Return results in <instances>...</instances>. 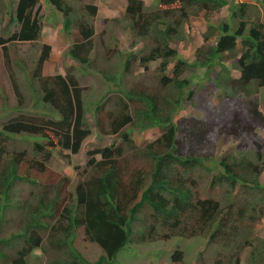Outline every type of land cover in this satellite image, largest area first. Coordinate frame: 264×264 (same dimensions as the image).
<instances>
[{
  "label": "trees",
  "instance_id": "obj_1",
  "mask_svg": "<svg viewBox=\"0 0 264 264\" xmlns=\"http://www.w3.org/2000/svg\"><path fill=\"white\" fill-rule=\"evenodd\" d=\"M46 1L62 13L66 33L77 34L68 54L82 65L90 64L98 6L84 3L78 8L73 3L80 0ZM14 5L9 12L17 30L8 38L0 36V46L8 63L9 42H37L43 30L38 16L40 0H17ZM226 5L234 7L228 0H158V7L150 9L145 0H127L125 17L131 29L138 38L150 39L153 44L139 58L130 52L124 62V72H129L130 57H133L138 58L144 68L149 63L159 62L157 77L152 85L154 88L149 89L138 83L128 89L122 81V95L115 108L108 111L107 103L101 100L92 112L86 107L85 89L74 73L43 74L52 52L51 44L43 43L32 75L36 83L30 84L39 94L41 105L52 115L41 121L27 115L14 117L0 129V217L8 207L16 183L30 180L38 186L39 179L33 177L31 171L43 172L44 163L56 148L70 150L72 154L80 152L85 139L92 133L88 113L94 116L101 135L109 133L116 140L111 145L89 151L85 175L91 173L77 183L68 197H62L64 192L60 187L54 196H50L48 186L38 189L41 192L35 203L30 200L24 203L26 215L22 229L12 237L0 238L1 263L28 264V256L48 244L54 251L46 264H106L128 243L156 238V232H161L157 227L160 225L169 230L161 235L168 239L176 235L200 238L206 234L209 244L218 242L234 248L241 243L242 247L250 248L248 264H264V237L253 236L251 229L241 227L247 221L254 224L256 218L262 216L256 212L257 205L264 206V184L260 182L264 153L262 143L258 141V130L264 129V111L258 98L264 88V22L257 17L248 25L247 6L242 2L239 9L232 10V15L241 17L239 24L236 25L234 20L211 24L204 33L205 43L196 50L193 61L172 46L186 39L185 26L190 20L206 17ZM225 55L237 59L234 66L240 76L236 80L223 74V70L228 72L230 69L224 64ZM172 63V74H169ZM217 65H222V75L211 83L217 89L224 84L236 93L234 96L242 97L245 109L235 105L213 123L196 116L175 120L186 102L195 105V88ZM201 69L205 72L198 75L197 71ZM14 86L21 103L23 93L15 79ZM102 111H107L106 122L99 117ZM152 128H159L161 135L139 148L132 137L133 130ZM215 134H247L256 149L254 152H229L220 157L222 170L217 171L211 181V187L228 186L220 199L201 196L197 177L203 169L211 172L216 168L207 164L215 160ZM17 135L33 138L34 151L43 159L26 151L9 152L8 139ZM128 150L145 158L147 168L126 164L122 158ZM23 166H26L25 170ZM239 186L258 191L249 201L240 203L232 198ZM137 222L143 225L138 234L135 232ZM228 223L237 224L230 227L236 231L230 232ZM81 239L95 244L97 250L102 249L96 259L92 258L95 253H84V248L79 246ZM3 246L17 247L12 260ZM241 253H237V264ZM183 259L181 249L176 248L172 262L181 264Z\"/></svg>",
  "mask_w": 264,
  "mask_h": 264
},
{
  "label": "rangeland",
  "instance_id": "obj_2",
  "mask_svg": "<svg viewBox=\"0 0 264 264\" xmlns=\"http://www.w3.org/2000/svg\"><path fill=\"white\" fill-rule=\"evenodd\" d=\"M228 1L234 7L226 5L221 10L213 12L206 17H194L190 20L185 26L186 39L173 43L172 46L177 48L186 59L193 61L196 56V50L205 43L204 33L208 31L211 24L220 25L229 20H234L236 25L239 24L241 17L232 15V10L235 12L239 9L242 2L246 3L247 6L245 18L248 21V25L257 17H260L261 21L264 22V0ZM46 2V0H40L41 7L38 16L43 30L39 41L9 42L7 44L10 54L9 63L4 55V50L0 46V129L4 123L14 117L27 115L39 118V121H41L52 115L47 107L41 105L39 94L30 84L32 82L36 83L32 75L36 69L43 43H48L52 46L51 56L45 64L43 74L74 73L80 85L85 89L86 107L91 112L94 111V107L99 100L107 103V111L115 108L117 99L122 95V92H120V83L122 81L128 89L135 86L136 83L144 88H154L152 85L156 82V69L159 62L149 63L148 67L144 68L137 60L150 50L153 43L150 39L138 38L131 29L130 23L125 17L127 0H80L74 3L71 2L78 8H81L84 3L98 6V14L94 22L95 35L93 41L95 45L91 53L92 61L87 65L80 64L68 54V49L73 44L74 36L77 34L73 36L66 33L63 29L62 22L64 18L62 13ZM15 3H17V0H0V36L5 38H8L18 27L16 23L11 21L9 12V9L15 7ZM145 3L150 9L158 7V0H145ZM213 38L215 40V37ZM135 43L136 45H134ZM238 48L239 50L242 48L241 40L238 42ZM125 51L128 53H125ZM130 52L136 54L138 58L130 57L129 72L125 74L124 62H126L127 55ZM225 57L224 64L229 66L230 69L228 72L227 69L223 70V74L236 80L240 76V72L234 66L237 59L231 55H225ZM173 66V63L169 65V74H172ZM204 72L205 69H201L197 71V74L202 75ZM220 75H222V65H217L210 76L203 79L200 86L195 88V105L192 106L186 102V105L175 115V120L183 116H196L213 123L220 120L222 118L221 115L235 105L240 109H245L246 105L242 97L234 96L236 93L226 88L224 84L217 89L211 83ZM112 77L114 78L113 80ZM14 79L23 93L21 103H19V98L15 92ZM33 85L35 86V84ZM232 97L234 99L230 100ZM258 98L261 104L260 108L264 111V88L261 89ZM107 111L106 113L102 111L99 115L104 122L108 119ZM88 120L92 133L85 139L79 153L72 154L70 150L56 148L50 159L44 163L45 170L43 172L39 173L36 169L31 171V175L39 179L38 186L30 180L20 181L15 184L8 201V207L3 216L0 217V238L12 237L13 234L18 233L22 229L23 218L26 215L24 203L27 200L35 203L44 187L47 188L49 186L50 196H54L60 187V190L64 192L62 197H68L69 192L74 189L77 183L91 173L90 171L87 176L85 175V169L90 159L89 151L111 145L116 140V137L109 133H103L102 135L99 133L94 123L95 118L91 113H88ZM161 133L159 128L145 131L135 129L132 132V137L136 145L142 148L157 139ZM215 136V160L208 161L207 164L216 168L211 172L203 169L201 175H196L199 181V194L203 197L213 196L220 199L224 189H227L228 186L224 184L211 187L213 175L217 171L222 170V166L219 163L220 157L229 152H254L256 149L251 136L247 134H215ZM258 136V141L262 143L261 150L264 153V129L258 130ZM40 142L43 143L45 140ZM34 145V139L25 135H17L13 139H8L7 142L8 151L12 154L26 151L31 156L43 159V156L35 153ZM97 158L99 159L100 156H97ZM122 160H126V164L132 167L147 168L145 158H141L134 150H128ZM23 169L25 170L26 166H23ZM260 182L264 184V172ZM40 188L41 190L38 191ZM257 191L256 189L249 190L244 186H239L232 198L243 203V201H249L251 196L256 194ZM261 208H264V206L258 204L256 212L262 216H258L254 224H250L247 221L242 223L241 227L251 229L253 236L264 237V209L262 210ZM135 225V232L138 234L143 225L141 222H137ZM231 226L238 225L228 223L230 232H234L236 230L230 228ZM157 227L161 229V232H156L158 233L156 238L150 237L146 238L144 242L135 240L132 244L131 242L128 243L114 259L106 264H175L171 259L176 248L181 249L183 253L184 259L181 264H237L236 257L239 251H242L239 264H248L250 248L242 247L241 243L235 245L234 248H227L218 242L209 244V235L206 234L200 238H186L176 235L168 239L161 235L169 233V230L162 229L160 225H157ZM79 242V246L84 248V253H95L92 257L93 259H96L98 253L102 250L97 244L100 251L97 250L95 244L85 243L83 239ZM3 247L9 259L12 260L17 254V247ZM53 251L48 244H46L45 248L35 249L27 258L28 264H46L49 258L53 256ZM0 264L3 263L0 262Z\"/></svg>",
  "mask_w": 264,
  "mask_h": 264
}]
</instances>
